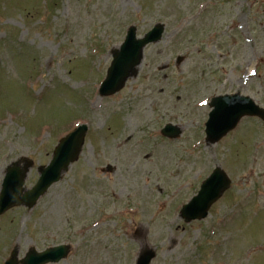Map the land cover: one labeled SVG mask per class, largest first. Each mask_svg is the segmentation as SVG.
Returning a JSON list of instances; mask_svg holds the SVG:
<instances>
[{
  "label": "rangeland",
  "instance_id": "374dc122",
  "mask_svg": "<svg viewBox=\"0 0 264 264\" xmlns=\"http://www.w3.org/2000/svg\"><path fill=\"white\" fill-rule=\"evenodd\" d=\"M46 1L45 11L40 0L39 10L33 0H12L5 12L0 0V188L21 157L35 161L31 188L58 139L79 124L90 129L79 160L33 210L0 216V264L12 251L20 260L31 248L58 245L71 247L58 264H136L156 248L152 264H264V215L240 219L233 232L231 209L217 203L206 222L179 218L218 167L246 198L239 218L264 210V121L245 117L216 144L205 134L216 96L241 94L264 108V0ZM156 25L162 39L145 47L117 93L100 95L110 52L127 30L143 37ZM47 99L33 136L23 124L33 119L26 102ZM50 119L54 128L44 130ZM168 123L182 130L179 139L159 137ZM108 165L113 173L103 172ZM218 222L232 239L223 240ZM259 225L256 238L249 230ZM201 241L210 245L205 253Z\"/></svg>",
  "mask_w": 264,
  "mask_h": 264
},
{
  "label": "water",
  "instance_id": "95a60500",
  "mask_svg": "<svg viewBox=\"0 0 264 264\" xmlns=\"http://www.w3.org/2000/svg\"><path fill=\"white\" fill-rule=\"evenodd\" d=\"M164 32L163 27L157 26L147 34L146 38L136 41L134 29L130 31L127 42L122 49L115 53L113 64L109 70L108 77L104 82L102 93L109 95L117 91L130 74V71L138 64L142 46L161 39ZM211 106L214 108L207 123V141L216 143L232 131L245 115H258L264 119V110L260 109L249 97L239 95L223 96L215 98ZM87 128L81 127L73 135L66 138L52 164L48 169H42V178L31 189L26 190L24 185V171L15 167L7 174L0 196V213L16 205H26L32 208L39 198L49 187L60 179L62 170L76 158L85 136ZM182 131L178 127L168 125L163 134L170 138H177ZM228 180L226 175L217 169L214 174L203 185L200 194L195 197L192 204L186 206L184 215L188 220L205 217L210 206L220 196ZM67 246H58L39 253L31 250L22 260L23 264H48L57 263L68 255ZM153 254L148 253L141 257L138 264H150ZM16 253L6 264H17Z\"/></svg>",
  "mask_w": 264,
  "mask_h": 264
},
{
  "label": "snow or ice",
  "instance_id": "6c2138e0",
  "mask_svg": "<svg viewBox=\"0 0 264 264\" xmlns=\"http://www.w3.org/2000/svg\"><path fill=\"white\" fill-rule=\"evenodd\" d=\"M202 103H204V101H202Z\"/></svg>",
  "mask_w": 264,
  "mask_h": 264
}]
</instances>
